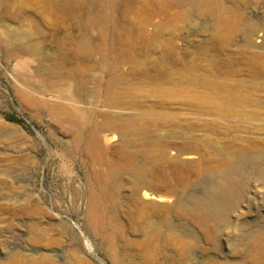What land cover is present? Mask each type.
<instances>
[{
    "label": "rangeland",
    "instance_id": "1",
    "mask_svg": "<svg viewBox=\"0 0 264 264\" xmlns=\"http://www.w3.org/2000/svg\"><path fill=\"white\" fill-rule=\"evenodd\" d=\"M0 264H264V0H0Z\"/></svg>",
    "mask_w": 264,
    "mask_h": 264
},
{
    "label": "bare ground",
    "instance_id": "2",
    "mask_svg": "<svg viewBox=\"0 0 264 264\" xmlns=\"http://www.w3.org/2000/svg\"><path fill=\"white\" fill-rule=\"evenodd\" d=\"M65 1H67V0H65ZM75 1V0H74ZM69 2H71V0H69ZM90 1H88V3H89ZM143 196H144V198H146V199H148V198H150V194L148 193V192H144V194H143ZM89 216H90V219L91 220H96L97 219V217H96V211H95V209H94V206H93V209L90 211V213H89ZM93 221V222H94Z\"/></svg>",
    "mask_w": 264,
    "mask_h": 264
},
{
    "label": "trees",
    "instance_id": "3",
    "mask_svg": "<svg viewBox=\"0 0 264 264\" xmlns=\"http://www.w3.org/2000/svg\"><path fill=\"white\" fill-rule=\"evenodd\" d=\"M7 120L10 122H13V123H19V124L22 123L20 120H17V119L12 118V117H9Z\"/></svg>",
    "mask_w": 264,
    "mask_h": 264
}]
</instances>
